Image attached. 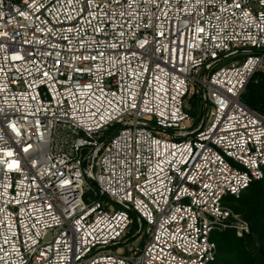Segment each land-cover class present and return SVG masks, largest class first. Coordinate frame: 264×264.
Segmentation results:
<instances>
[{
	"label": "built area",
	"instance_id": "1",
	"mask_svg": "<svg viewBox=\"0 0 264 264\" xmlns=\"http://www.w3.org/2000/svg\"><path fill=\"white\" fill-rule=\"evenodd\" d=\"M263 69L264 0H0V264H212Z\"/></svg>",
	"mask_w": 264,
	"mask_h": 264
},
{
	"label": "trees",
	"instance_id": "2",
	"mask_svg": "<svg viewBox=\"0 0 264 264\" xmlns=\"http://www.w3.org/2000/svg\"><path fill=\"white\" fill-rule=\"evenodd\" d=\"M242 100L252 109L264 113V70L256 72L251 78ZM223 204L249 222L251 233L242 237L237 235L235 229L213 233L218 254L212 264H264V179L253 181L238 198L225 197ZM132 216L135 232L128 236L130 240L137 238L141 226L140 217L136 213H132Z\"/></svg>",
	"mask_w": 264,
	"mask_h": 264
},
{
	"label": "rangeland",
	"instance_id": "3",
	"mask_svg": "<svg viewBox=\"0 0 264 264\" xmlns=\"http://www.w3.org/2000/svg\"><path fill=\"white\" fill-rule=\"evenodd\" d=\"M226 62H229V60L228 61H226ZM264 70V69H263ZM191 103H192V111H195V113H191L193 116H196L197 114H198V109L201 107V105H202V103H200V100L198 99V98H194V99H192L191 100ZM199 106V107H198ZM207 107H208V104L206 105ZM161 136L162 137H167V135H165V134H161ZM93 183V182H92ZM93 185L95 186V184L93 183ZM238 198V197H237ZM106 199V198H105ZM108 200V199H107ZM110 201H111V203L113 204V206L117 209V208H121V206H119L118 204H117V202L115 201V200H113V199H110ZM132 232H135V222H133V224L131 225V227H130V229H129V233H132ZM251 233V232H250ZM135 239H137V238H135ZM134 239V240H135ZM137 242H140V240L139 239H137L136 240V243ZM121 248H122V250L124 251V247H125V244H120L119 245Z\"/></svg>",
	"mask_w": 264,
	"mask_h": 264
},
{
	"label": "water",
	"instance_id": "4",
	"mask_svg": "<svg viewBox=\"0 0 264 264\" xmlns=\"http://www.w3.org/2000/svg\"><path fill=\"white\" fill-rule=\"evenodd\" d=\"M92 182L96 185V182H95V180L94 179H92Z\"/></svg>",
	"mask_w": 264,
	"mask_h": 264
}]
</instances>
